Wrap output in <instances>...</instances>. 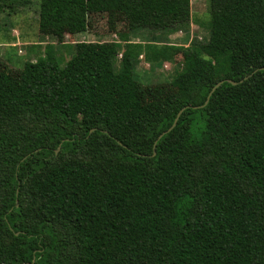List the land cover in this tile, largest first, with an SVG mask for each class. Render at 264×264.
<instances>
[{"label": "trees", "instance_id": "1", "mask_svg": "<svg viewBox=\"0 0 264 264\" xmlns=\"http://www.w3.org/2000/svg\"><path fill=\"white\" fill-rule=\"evenodd\" d=\"M210 4L207 41L154 53L182 55L169 82H143L128 43L117 69L118 41L0 70V264H264V0ZM105 12L133 34L192 20L191 0H40L39 27Z\"/></svg>", "mask_w": 264, "mask_h": 264}, {"label": "rangeland", "instance_id": "2", "mask_svg": "<svg viewBox=\"0 0 264 264\" xmlns=\"http://www.w3.org/2000/svg\"><path fill=\"white\" fill-rule=\"evenodd\" d=\"M40 0H0V70L20 79L25 61L35 62L53 48L64 65L75 54V44L80 41H118L121 53L116 60L121 68L122 56L129 48L140 53L136 72L145 83L162 84L178 76L182 70V55L173 61H155L154 53L170 43H200L208 40L212 9L210 0H191L192 20L188 29L172 34L138 30L129 33L128 17L122 12L95 13L88 27L80 32H42L39 27ZM127 36L129 40H124ZM188 39V40H187ZM168 90V85L160 87ZM161 90V91H162Z\"/></svg>", "mask_w": 264, "mask_h": 264}, {"label": "water", "instance_id": "3", "mask_svg": "<svg viewBox=\"0 0 264 264\" xmlns=\"http://www.w3.org/2000/svg\"><path fill=\"white\" fill-rule=\"evenodd\" d=\"M260 69H264V66L261 67ZM256 71H257V69H256L253 73H255ZM253 73H251V75H252ZM251 75L246 76L244 79H241L240 81H236V80H233V79H222V80L218 81V82L213 86L212 90L210 91V93H209V95H208V97H207V100L205 101L204 105H206V104L208 103V101H209V99H210L212 93H213V92H214L219 86H221L225 81L230 82V83H232V84H237V83H239V82H243L245 79H247V78H248L249 76H251ZM204 105H202V106H204ZM187 107H191V106H190V105H187L186 107H183V108L179 111V113H178V115H177L175 121L173 122V124H172L167 130H165L163 133H161L160 136H159V138H161L164 134L170 132V131H171V130L177 125V122H178V119H179L181 113H182ZM193 107H194V108H197L198 106H193ZM155 146H156V143H155L154 147H155Z\"/></svg>", "mask_w": 264, "mask_h": 264}]
</instances>
